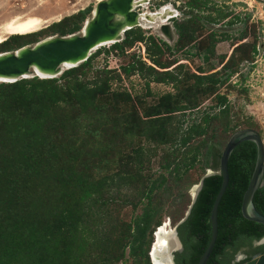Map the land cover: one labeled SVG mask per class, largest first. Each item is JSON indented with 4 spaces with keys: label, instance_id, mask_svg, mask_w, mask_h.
<instances>
[{
    "label": "trees",
    "instance_id": "16d2710c",
    "mask_svg": "<svg viewBox=\"0 0 264 264\" xmlns=\"http://www.w3.org/2000/svg\"><path fill=\"white\" fill-rule=\"evenodd\" d=\"M90 13L88 6L52 23L44 31L10 36L0 44V53L35 44L43 32L58 37L79 33ZM174 28L180 31L178 24H174ZM122 36L121 41L102 52L123 58L135 44L142 43L147 63L132 54L116 71L92 70L94 74L88 79L92 61L101 53L99 48L83 63L65 69L55 78L34 76L0 83V118L4 114L8 116L0 123V264H150L147 254L152 233L160 227L162 212L157 194L162 190L170 192V186H165L166 179L162 175L151 179L137 172L109 174L106 152L93 151L108 127L109 130L114 128L103 104L111 93L112 82L135 74L150 79L149 83H173L176 88L181 81L172 71L182 64L164 59L170 48L150 36L144 37L139 29L127 30ZM228 76L212 77L211 82L223 85ZM193 79L197 81L195 76ZM198 85L203 86V79L198 80ZM196 90L193 86L195 93ZM215 98L218 109L215 114L203 113L199 122L193 121L184 128L183 115L198 107L193 98L189 107L178 105L165 113L169 125L175 120L171 134L179 137V148H184L194 137L207 136L209 125L217 116L227 115L225 97L216 95ZM37 104L41 107L32 114ZM11 106L22 109L21 117L9 111ZM72 107L77 117L66 119L64 114H57V110ZM163 108L159 107L157 112L164 111ZM165 114L158 113L151 118L157 120ZM235 128L227 121L223 127L224 131L231 132H235ZM205 146L206 143H202L181 152L179 164L164 159L163 170L174 164L169 175L175 188L194 168ZM211 150L205 149L206 161ZM141 155L135 153L134 164L141 166ZM254 161L255 147L250 142L239 144L229 156L228 182L216 211V238L205 264H224L218 257L227 255L225 248L233 252L242 243L249 244L264 237L263 226L246 221L240 215L242 195ZM92 172L101 177L93 179ZM219 184L217 174L203 180L186 220L178 226V230L189 229L195 244L191 245L188 256L177 264H196L202 255L209 240V212ZM133 191L135 197H129L127 192ZM252 204L264 216V179L253 195ZM126 206L131 210L141 206L140 213L128 223L112 219L115 211ZM92 234L99 237V245L103 244L94 254L85 241V236ZM256 251L264 255V245Z\"/></svg>",
    "mask_w": 264,
    "mask_h": 264
},
{
    "label": "rangeland",
    "instance_id": "374dc122",
    "mask_svg": "<svg viewBox=\"0 0 264 264\" xmlns=\"http://www.w3.org/2000/svg\"><path fill=\"white\" fill-rule=\"evenodd\" d=\"M97 1L0 0V24L23 14L36 15L42 19L52 18L42 27L43 30L88 6L92 12ZM139 4H144L134 7V11L139 14L152 16L157 14L161 7L168 9L166 13L170 12L171 15L168 13L164 18L158 19L159 21L156 20L158 23L155 25L148 24L150 22L147 21L135 28L139 29L144 37L150 36L170 48L169 54H164L163 58L182 64L181 68L172 71L181 84L174 88L173 83H149L150 79H142L135 74L130 77L122 76L119 81L112 82L111 93L104 98L103 104H106L108 119L113 120L114 128L109 130L108 127L93 152L99 153L100 149L106 152L109 174L122 172L132 175L137 172L151 179L162 175L166 179L165 186H170L171 190L158 191L157 194L162 204L160 226L166 222L167 228L173 229L190 205L192 187L197 185L206 172H218L220 152L233 133L229 129L224 131L226 121L229 126H236L235 131L255 130L260 135L264 149V0H142ZM90 18L91 13L86 20ZM160 21L164 25L158 29ZM174 24L179 25L180 31L175 30ZM43 34L37 38V42L58 37L44 32ZM108 46L99 47L101 53L93 59L88 79L94 74L92 70L105 68L116 71L132 54L147 63L148 58L142 43L135 44L123 58L115 56L114 53L105 55L102 51ZM223 74L229 75L223 85L211 82L212 77L218 79ZM31 77L34 76L29 75L26 78ZM200 78L203 79V86L198 85ZM193 86L198 93L193 91ZM216 95L225 97L227 115L217 116L209 125L207 136L194 137L184 148H179V137L171 134L175 120L169 125L165 113L178 105L189 107L188 104L193 98L198 107L191 113L185 112L182 117V120H185L184 128L193 121L199 122L203 113L213 115L218 111ZM35 107L31 111L32 114L41 105L37 104ZM159 107H165L164 111L157 112ZM9 111L18 117H21L23 112L17 106H11ZM61 113L66 119L77 117L73 107L63 111L57 110V114ZM158 113L165 115L152 120L151 116ZM7 117V114L2 115L0 123ZM202 143H206V150L208 147L212 148L210 157L206 161L205 149H201L194 168L182 177L175 188L169 171L173 169L175 162L179 164V159L183 156L181 152ZM136 152L142 154L141 166L134 164ZM191 154L188 153L187 157L190 158ZM166 158L169 161L174 160V164H171L168 170H163ZM91 177L98 180L101 176L92 172ZM127 193L129 197L134 195V191ZM140 210L141 206L135 210L126 206L119 212L115 211L112 219L128 223ZM157 228L152 233L151 245L154 244L153 234L157 232ZM94 230L92 229V232ZM92 235L85 236V241L91 245L90 250L94 254L103 244L99 245V237Z\"/></svg>",
    "mask_w": 264,
    "mask_h": 264
},
{
    "label": "water",
    "instance_id": "95a60500",
    "mask_svg": "<svg viewBox=\"0 0 264 264\" xmlns=\"http://www.w3.org/2000/svg\"><path fill=\"white\" fill-rule=\"evenodd\" d=\"M132 2L133 0L100 1L95 4L91 18L84 22L78 34L48 38L35 43L33 46H23L13 52L0 53V79L6 80V82L2 81L3 83H11L24 79L23 76L32 75L31 72L34 70L49 76L47 78H55L61 74L63 63H70L71 67L69 68L75 67L83 63L91 52L101 47L102 44H113L121 41L125 31L138 27L137 15L131 8ZM167 13L170 14L169 11ZM262 128L264 130V123ZM243 142H250L254 145L255 161L247 187L242 195L240 215L244 220L264 227V216L259 214L252 204L253 195L261 186L264 177L263 144L260 135L255 130L241 129L229 136L220 152L218 172L215 173L220 176V184L209 212V240L196 264H205L213 248L217 232L216 211L228 182L227 162L232 151ZM212 175L213 173L206 172L197 185L192 187L191 202L186 213L173 229H170L174 240H176L175 230L188 216L203 180ZM262 242H264V238ZM152 245L147 254L150 264H152L150 256ZM165 257L167 262L172 264L171 250L166 252ZM244 264H264V255H258Z\"/></svg>",
    "mask_w": 264,
    "mask_h": 264
},
{
    "label": "bare ground",
    "instance_id": "6f19581e",
    "mask_svg": "<svg viewBox=\"0 0 264 264\" xmlns=\"http://www.w3.org/2000/svg\"><path fill=\"white\" fill-rule=\"evenodd\" d=\"M103 1V0H98L96 3ZM138 3H142V0H133L132 2V11L137 15L136 18V23L138 25V27L142 26L143 22H147L149 21L150 23L148 24H152L155 25L158 23V19H162L165 17L166 10H168L166 7L160 9V11L155 14V15H150L147 16V14H139L136 11H134V7L136 6H142L144 4H139ZM136 9V8H135ZM92 15V14H91ZM150 17V18H148ZM52 18H46V19H42L39 16L36 15H18V16H14L11 17L5 21H3L0 24V44L7 39L10 36H14V35H22V36H26L28 34H32L35 33L39 30L42 29V27L48 23V21H50ZM169 19V18H168ZM158 20V21H156ZM164 21V20H163ZM162 21L159 22L160 27L158 25V29L163 27V23H161ZM50 23V22H49ZM151 28V27H150ZM111 45V43H104L101 46H108ZM71 67L70 63H63L61 66L62 71L64 69H67ZM33 76L38 77V78H47L49 76L34 70V72H31ZM27 77L23 76V78ZM4 81L6 82V80H2L0 79V83ZM264 123V121H263ZM167 223L164 222L163 225L157 230L156 233H154L155 235V243L152 246L153 249L151 250L150 256H151V261L153 260L152 264H169L166 260L165 254L167 251H169L170 248H172V244L169 241V237L171 235V230L167 228ZM161 253V254H160ZM159 254V255H158Z\"/></svg>",
    "mask_w": 264,
    "mask_h": 264
},
{
    "label": "flooded vegetation",
    "instance_id": "af4514ba",
    "mask_svg": "<svg viewBox=\"0 0 264 264\" xmlns=\"http://www.w3.org/2000/svg\"><path fill=\"white\" fill-rule=\"evenodd\" d=\"M175 237H176V240H174L171 235L168 238L170 243L172 244L171 246L172 248L169 249L171 250L172 264H177V262L181 261L182 259H185L188 256V254L191 252V245L195 244L194 237L191 236L190 231L187 228L178 230V226H177L175 230ZM263 238L257 241H253V242L251 241L249 244L242 243L233 252L229 248H225V252L227 253V255L226 256L220 255L218 259L224 261V264H244L250 261L252 258L258 255H261L259 254V252L256 251V248H258L261 245H264V242H262ZM154 239H155V235H154ZM154 243H155V240H154ZM152 263H153V260H152Z\"/></svg>",
    "mask_w": 264,
    "mask_h": 264
},
{
    "label": "clouds",
    "instance_id": "9594fccd",
    "mask_svg": "<svg viewBox=\"0 0 264 264\" xmlns=\"http://www.w3.org/2000/svg\"><path fill=\"white\" fill-rule=\"evenodd\" d=\"M163 7H161V8H159V11H160V9H162ZM170 17H172V16H170ZM172 19V18H171Z\"/></svg>",
    "mask_w": 264,
    "mask_h": 264
}]
</instances>
